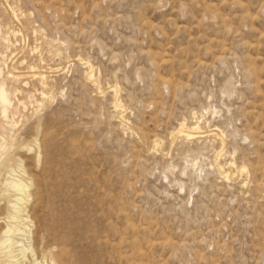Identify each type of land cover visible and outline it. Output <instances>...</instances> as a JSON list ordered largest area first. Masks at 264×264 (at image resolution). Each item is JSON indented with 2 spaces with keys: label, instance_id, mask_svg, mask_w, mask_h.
I'll list each match as a JSON object with an SVG mask.
<instances>
[{
  "label": "rangeland",
  "instance_id": "obj_1",
  "mask_svg": "<svg viewBox=\"0 0 264 264\" xmlns=\"http://www.w3.org/2000/svg\"><path fill=\"white\" fill-rule=\"evenodd\" d=\"M0 67L41 264H264V0H0Z\"/></svg>",
  "mask_w": 264,
  "mask_h": 264
},
{
  "label": "bare ground",
  "instance_id": "obj_2",
  "mask_svg": "<svg viewBox=\"0 0 264 264\" xmlns=\"http://www.w3.org/2000/svg\"><path fill=\"white\" fill-rule=\"evenodd\" d=\"M4 40L5 42H8L7 36L4 37ZM31 69H33V67H31ZM2 71L3 70L0 67V74ZM31 76H35L37 79H39L40 83L44 87L46 86V75L39 72L36 74L34 73ZM6 77L20 79L21 74L19 75L9 72L7 73ZM8 95L9 93L6 89L5 80L1 79L0 112L4 118H8L7 109L11 104ZM203 118L204 115H201L200 119H196L193 124H181L178 133L188 141L200 139L210 135L205 134V132L202 131L201 121ZM221 142L224 144V140L221 139ZM4 153V149L0 150V217L4 215L3 218L6 222L5 226H3L4 228L1 229L2 231H0V264H27V262L28 264H41V261L37 259L38 256H36L35 253V250L37 251L38 247L37 249L34 248L33 242L35 240L33 241V231L30 225V213L32 212H30L29 207L31 206L33 208V206L35 207L36 205V203H33L35 195H33V191L31 189V180L24 174L23 171L19 170L23 166L22 162L19 160H13L14 158L12 156H6L5 158H2ZM195 164L198 165V162ZM199 165L201 164L199 163ZM219 166L222 170L223 177L226 180H230L233 177L236 178L238 175L247 172V168L245 166L238 167L236 165L234 158L232 160L230 159L225 169L221 168V165ZM41 258L43 260V264H48L47 259L50 260L51 264H59L55 256H53L51 253H49V258H46L45 255H43Z\"/></svg>",
  "mask_w": 264,
  "mask_h": 264
}]
</instances>
